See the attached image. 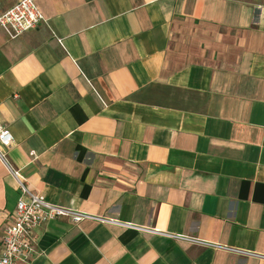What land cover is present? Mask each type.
<instances>
[{"label": "crops", "instance_id": "1", "mask_svg": "<svg viewBox=\"0 0 264 264\" xmlns=\"http://www.w3.org/2000/svg\"><path fill=\"white\" fill-rule=\"evenodd\" d=\"M36 2L44 23L0 26L10 163L52 203L153 231L57 218L31 264H264V1ZM20 197L0 160V243Z\"/></svg>", "mask_w": 264, "mask_h": 264}, {"label": "built area", "instance_id": "2", "mask_svg": "<svg viewBox=\"0 0 264 264\" xmlns=\"http://www.w3.org/2000/svg\"><path fill=\"white\" fill-rule=\"evenodd\" d=\"M46 21V17L36 0H17L12 6L0 14V26L10 39H15L24 33L35 29ZM11 131L0 123V160L10 173L13 174L21 190L15 216L4 230L1 237L0 264H31L35 253V230L57 218H69L74 223L90 219L106 224L131 227L141 231H153L150 227L123 222L119 219L104 215H97L50 202L43 193L34 192L27 184L20 169L13 166L8 158V149L14 144ZM35 155L34 152H32ZM178 238L202 242L196 238ZM242 253L246 251L239 250Z\"/></svg>", "mask_w": 264, "mask_h": 264}, {"label": "rangeland", "instance_id": "3", "mask_svg": "<svg viewBox=\"0 0 264 264\" xmlns=\"http://www.w3.org/2000/svg\"><path fill=\"white\" fill-rule=\"evenodd\" d=\"M262 1H264V0H262Z\"/></svg>", "mask_w": 264, "mask_h": 264}]
</instances>
